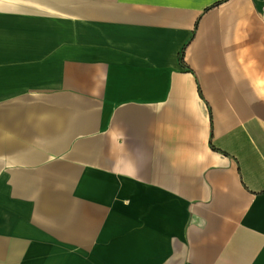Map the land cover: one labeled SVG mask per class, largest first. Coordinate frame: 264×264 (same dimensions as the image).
Listing matches in <instances>:
<instances>
[{"label": "crops", "instance_id": "1", "mask_svg": "<svg viewBox=\"0 0 264 264\" xmlns=\"http://www.w3.org/2000/svg\"><path fill=\"white\" fill-rule=\"evenodd\" d=\"M0 264H264V0H0Z\"/></svg>", "mask_w": 264, "mask_h": 264}, {"label": "trees", "instance_id": "2", "mask_svg": "<svg viewBox=\"0 0 264 264\" xmlns=\"http://www.w3.org/2000/svg\"><path fill=\"white\" fill-rule=\"evenodd\" d=\"M183 53H184V48L182 49V51H181L180 54H179V60H180V62H182V59H183Z\"/></svg>", "mask_w": 264, "mask_h": 264}]
</instances>
